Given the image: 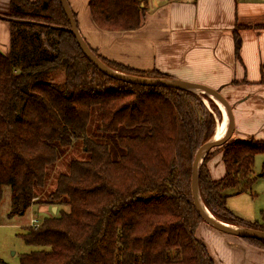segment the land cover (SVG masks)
<instances>
[{"label": "trees", "instance_id": "obj_1", "mask_svg": "<svg viewBox=\"0 0 264 264\" xmlns=\"http://www.w3.org/2000/svg\"><path fill=\"white\" fill-rule=\"evenodd\" d=\"M143 1L89 0V7L100 28L126 31L143 23ZM4 16L11 39L8 54L0 49V198L9 187L10 216L36 203L57 206L22 234L39 248L19 264H215L197 236L203 219L191 179L198 149L222 119L216 102L105 73L80 48L60 0H11ZM89 47L123 73L175 79ZM214 148L225 174L212 177L215 154L207 151L198 170L203 202L220 220L264 231V212L251 220L227 205L228 196L252 191L264 139L231 137ZM57 165L63 169L52 179ZM244 239L264 247V239Z\"/></svg>", "mask_w": 264, "mask_h": 264}, {"label": "crops", "instance_id": "obj_2", "mask_svg": "<svg viewBox=\"0 0 264 264\" xmlns=\"http://www.w3.org/2000/svg\"><path fill=\"white\" fill-rule=\"evenodd\" d=\"M68 1L82 36L98 53L218 89L232 106V137L264 139V0H144L143 23L126 31L100 28L89 0ZM10 9L11 0H0V49L6 54L11 23L4 13ZM208 167L213 178L223 176L222 155ZM197 236L215 264H264V248L244 238L202 224Z\"/></svg>", "mask_w": 264, "mask_h": 264}, {"label": "rangeland", "instance_id": "obj_3", "mask_svg": "<svg viewBox=\"0 0 264 264\" xmlns=\"http://www.w3.org/2000/svg\"><path fill=\"white\" fill-rule=\"evenodd\" d=\"M55 78L57 80H62L63 75L61 73H58L55 75ZM197 93L202 94L203 92L197 91ZM204 100L208 105H210L207 98H205ZM218 150L219 148H213L212 150H210V152H213L212 154H215L214 156H216L218 154ZM61 169H63V166L57 165L55 167V170L51 171V178L53 177V174L56 173V171L61 172ZM254 170L257 179L253 184L252 191L242 192L227 197V205L233 211L251 220L261 219L262 213L264 212V152L256 154ZM231 191L232 189L228 190V192ZM64 208L67 210L69 209L68 206ZM9 212L10 190L9 187H4L2 197L0 198V260H3L6 264H19L22 253L30 252L39 248V246H34L27 243L24 240L22 234L28 227H33L31 225L32 218H37L40 222H42V220L46 216L52 213V207L44 203H36L32 204L23 214L10 216ZM201 224L210 225L204 220H201L198 223L197 229ZM217 231L220 230L217 229ZM206 233H209V231L206 230L205 232H203L202 230L200 234H205L206 236Z\"/></svg>", "mask_w": 264, "mask_h": 264}, {"label": "water", "instance_id": "obj_4", "mask_svg": "<svg viewBox=\"0 0 264 264\" xmlns=\"http://www.w3.org/2000/svg\"><path fill=\"white\" fill-rule=\"evenodd\" d=\"M65 8V11L69 17L71 26L69 30L74 34L77 39V42L83 52L87 55V57L102 71L105 73L112 75L114 77L123 79L125 81L133 82V83H142L146 85H165V86H172V87H181L192 90L197 92L196 89H201L203 93L207 94L210 98L214 101L217 99L222 104L225 105L227 112H228V130L222 139H215L214 137L205 143H203L200 148L198 149L193 166H192V179H191V190L193 195L194 204L198 214L202 217V219L213 226L214 228L220 230L221 232L236 235L238 237H254L258 239H264V231L258 230L249 227L238 226L236 227H229L227 225V221L220 220L215 217V215L211 212L210 214L207 213L202 205V198L199 191L198 186V170L202 163L204 155L210 149L221 146L225 142H227L233 135L234 132V114L232 110V106L226 97L216 88L210 87L205 84L186 81L182 79H163V78H148V77H138L130 74L123 73L116 69L111 68L110 66L106 65L100 58L91 50L88 43L85 41L84 37L82 36L76 19L74 18L73 11L70 7L68 0H60ZM59 27V26H56ZM216 102V101H215ZM217 104V103H216ZM53 213L57 212V206L52 207ZM0 264H6L0 261Z\"/></svg>", "mask_w": 264, "mask_h": 264}, {"label": "bare ground", "instance_id": "obj_5", "mask_svg": "<svg viewBox=\"0 0 264 264\" xmlns=\"http://www.w3.org/2000/svg\"><path fill=\"white\" fill-rule=\"evenodd\" d=\"M196 91H199V92H202L201 89H196ZM217 105L219 106V108L221 109L222 111V119H220L218 122H217V128L215 130V134H214V138L215 139H222L224 137V135L226 134L227 130H228V112H227V109L225 107L224 104H222L220 101H218L217 99L215 100ZM202 205L205 209V211L207 213H211L208 209V207L205 205V203L202 201ZM227 225L229 227H236L235 224H232V223H227Z\"/></svg>", "mask_w": 264, "mask_h": 264}, {"label": "built area", "instance_id": "obj_6", "mask_svg": "<svg viewBox=\"0 0 264 264\" xmlns=\"http://www.w3.org/2000/svg\"><path fill=\"white\" fill-rule=\"evenodd\" d=\"M33 227L37 228L40 225V221L37 218H32V224Z\"/></svg>", "mask_w": 264, "mask_h": 264}]
</instances>
